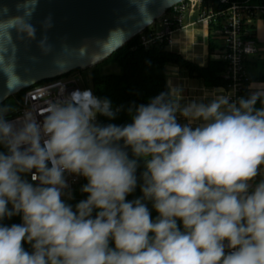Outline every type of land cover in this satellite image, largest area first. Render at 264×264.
<instances>
[{
	"label": "clouds",
	"instance_id": "9594fccd",
	"mask_svg": "<svg viewBox=\"0 0 264 264\" xmlns=\"http://www.w3.org/2000/svg\"><path fill=\"white\" fill-rule=\"evenodd\" d=\"M260 95L181 108L172 89L124 126L94 123L115 112L91 91L49 102L42 123L31 113L10 122L0 107V221H23L0 223V264H264V180L249 193L264 165ZM140 158L143 195L129 201ZM65 172L88 181L75 210L62 199Z\"/></svg>",
	"mask_w": 264,
	"mask_h": 264
},
{
	"label": "water",
	"instance_id": "95a60500",
	"mask_svg": "<svg viewBox=\"0 0 264 264\" xmlns=\"http://www.w3.org/2000/svg\"><path fill=\"white\" fill-rule=\"evenodd\" d=\"M185 0H0V104L109 58Z\"/></svg>",
	"mask_w": 264,
	"mask_h": 264
},
{
	"label": "trees",
	"instance_id": "16d2710c",
	"mask_svg": "<svg viewBox=\"0 0 264 264\" xmlns=\"http://www.w3.org/2000/svg\"><path fill=\"white\" fill-rule=\"evenodd\" d=\"M209 2L214 5L215 10L219 6H223L220 0H211ZM221 22V19H219L218 22L210 23L209 47L211 52L221 48L222 37L218 32L221 28ZM156 28L157 24L154 22L145 31L114 52L109 58L89 68L93 96L101 100L108 99L111 101L112 109L115 112L114 118L111 119L107 116L97 114V125H127L132 122V114L135 112L136 107L141 104L147 105L161 93H169V87L165 78V66L167 63H175L185 68L191 75L202 78L207 85L226 86L227 81L222 76L226 67V62L211 58L206 66H202L186 59L177 52L170 51L167 41L164 40L153 42L149 46L144 45L142 36ZM250 35L253 36L254 31H252ZM219 41H221L220 44ZM261 61L264 64V58H262ZM110 62L117 64L120 70L118 72H104L103 66ZM249 80L264 81V72H259L257 75L245 80V84H247ZM21 94L22 92L15 94V96L12 95L0 104V107H8L10 109L5 117L16 112L17 99ZM119 143L123 147V141ZM0 151L7 153V148L0 145ZM125 151L128 152L129 158H135L131 148H126ZM137 162V187L127 196V200L129 201L140 198L143 195L141 192V185L143 184L141 174L145 171L144 160L140 158ZM87 182V179L84 177L83 182L75 187L80 191L78 193V199L74 201L75 204L73 202L72 204L77 205L80 201L87 199L88 194L82 191V187L86 185ZM145 203L151 212L153 220H155L158 213L153 208L152 202L145 201ZM8 208L11 210L12 206L8 205ZM92 215L95 217V210ZM0 223L6 226L22 224V214L13 215L10 218L5 217ZM180 227L182 230V224H180ZM23 247L26 251H32L31 245L26 241L23 243Z\"/></svg>",
	"mask_w": 264,
	"mask_h": 264
},
{
	"label": "built area",
	"instance_id": "2783aa9c",
	"mask_svg": "<svg viewBox=\"0 0 264 264\" xmlns=\"http://www.w3.org/2000/svg\"><path fill=\"white\" fill-rule=\"evenodd\" d=\"M209 1L211 0H185L176 4L155 21L157 28L142 36V42L144 45L149 46L153 42L164 40L170 45L175 30L183 27L186 13L195 8L199 11V18L209 24L218 22L221 19V28L218 32L222 37V45L214 52L213 58L226 62L222 74L227 81L226 86H224L225 95L229 97L230 103L235 102L238 106L245 90V59L248 55L257 52L254 36L250 33L254 31L253 25L256 19L264 18V1L241 0L230 2L229 0H220L223 6H219L216 10ZM79 75L71 73L67 76L44 80L23 90L21 96L17 99L16 112L5 117V119L10 122L19 120L22 123L25 114L31 113L35 116L37 122L42 123L49 102L67 99L77 91L84 92ZM16 126L19 127L20 124L17 123ZM64 177L72 188L80 185L84 180L82 175L68 172L64 173ZM29 180L32 182L30 173ZM251 192L252 190L249 188V193ZM225 244H227V241H225ZM226 251H228L227 248Z\"/></svg>",
	"mask_w": 264,
	"mask_h": 264
},
{
	"label": "crops",
	"instance_id": "0c3cea01",
	"mask_svg": "<svg viewBox=\"0 0 264 264\" xmlns=\"http://www.w3.org/2000/svg\"><path fill=\"white\" fill-rule=\"evenodd\" d=\"M254 39L257 52L248 55L244 62L246 80L264 72V18L256 19L254 23ZM173 41L168 45L170 51L181 54L188 60L206 66L209 60L213 59L215 51H210V24L199 18L198 9L189 10L186 13L183 27L175 30ZM221 41H219V44ZM165 78L169 91L178 89L181 99L180 107L183 108L191 102L209 104L217 95H225L224 87L210 86L202 78L191 75L185 68L175 63H167L165 66ZM260 93L255 104L256 109L264 107V81L249 80L245 84L244 99L250 98L253 94ZM177 122L181 125L188 124L189 121L180 112L176 113ZM203 123L201 120L192 122V127ZM264 180V165L260 166L259 174L250 182V189L253 191L258 183Z\"/></svg>",
	"mask_w": 264,
	"mask_h": 264
},
{
	"label": "rangeland",
	"instance_id": "374dc122",
	"mask_svg": "<svg viewBox=\"0 0 264 264\" xmlns=\"http://www.w3.org/2000/svg\"><path fill=\"white\" fill-rule=\"evenodd\" d=\"M119 70L120 69L117 66V64H115L113 62L107 63V64H105L103 66V71L104 72H108V71H110V72H118ZM75 73H77L78 75L80 74L79 76H80V80H81V83H82L81 85H82L83 91H91V93H92V81H91L90 69L77 70V71L72 72V74H74V75H75ZM94 123L97 124V116L95 118ZM24 178L27 179L30 182L29 174H26L24 176ZM65 180L67 182L68 187L66 189H64V195H63L62 199L65 201V203L71 205L73 207V210H75V206L76 205H74L75 204L74 201L78 199V196H79L78 193H79L80 190L70 187L66 178H65ZM72 202L74 204H72Z\"/></svg>",
	"mask_w": 264,
	"mask_h": 264
}]
</instances>
